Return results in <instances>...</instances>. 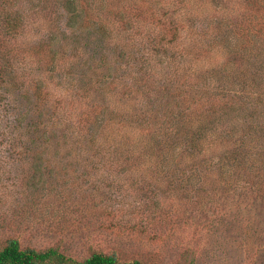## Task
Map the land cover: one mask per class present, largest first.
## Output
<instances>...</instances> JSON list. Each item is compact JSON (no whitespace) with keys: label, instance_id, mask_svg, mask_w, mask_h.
<instances>
[{"label":"rangeland","instance_id":"1","mask_svg":"<svg viewBox=\"0 0 264 264\" xmlns=\"http://www.w3.org/2000/svg\"><path fill=\"white\" fill-rule=\"evenodd\" d=\"M99 1L115 0H89L101 21ZM177 1L137 0L138 20L86 26L78 40L63 0L36 15L29 1L5 5L20 24L0 48L26 87L0 85L14 98H0V243L17 237L76 259L264 264V0ZM232 47L228 58L239 57L217 71ZM135 66L148 75L143 95ZM149 96L154 128L135 130ZM17 115L26 131L11 137ZM31 133L48 139L41 157L22 147Z\"/></svg>","mask_w":264,"mask_h":264},{"label":"trees","instance_id":"2","mask_svg":"<svg viewBox=\"0 0 264 264\" xmlns=\"http://www.w3.org/2000/svg\"><path fill=\"white\" fill-rule=\"evenodd\" d=\"M24 1L30 2V4H31L30 11L33 15H36V14H38V12L41 9H43L44 7L47 6L46 3L49 0H24ZM146 1H148V0H146ZM155 1H157V0H155ZM17 2H18V0H0V37H1V35H4V36L5 35H13L18 30V27L20 24L19 12L5 6V5H11L12 6L14 4H17ZM109 2L110 1L103 4L101 1H99V5H100L99 12L100 11L101 12L98 15H104L103 17L105 19V20L99 21V20H95L94 17L93 18L89 17L91 15H94L91 12V10H89V6H87V4H89V0H63V4L65 6L64 8L66 9V12L68 14L66 17V24H68V26L72 27L73 32L76 33L73 36V39L78 40V39L82 38L81 37L82 33H84L85 31L88 30V28L84 29L86 26L92 27V29H94V30H98V29H103L102 28V26H103L102 22L108 21L110 19H113L112 22H115V20L121 21V18L122 19L124 18L125 21L126 20L127 21H136L140 18L138 15V12L136 10L140 7V6H137V0L128 1L126 3V5H124V3L121 4V0H115V5H110ZM177 2L181 3L183 1L178 0ZM98 15H96V16H98ZM171 22H172V20L170 22H168V30L173 29V33H175L176 32V28H175L176 26H174L173 22L172 23ZM158 38H157V40H158ZM0 42H1V40H0ZM160 42H161V40L159 38L158 44H160ZM196 50L198 52V49H196ZM229 50H235L236 51V49H234V47H232L230 49L228 48V50L225 51L224 59L221 60L219 65L217 64L215 66V67H218L217 71H219L221 69V67L223 66L221 64L222 62H223V64L227 65L228 62H234L235 58L239 57L236 53L235 55H232V59H229L228 58L229 54H227L229 52ZM181 51H184L183 52L184 55L186 53L190 54V52H191L185 48H181L179 51L180 55H181ZM212 57L213 56L210 57L211 60H213ZM174 59L176 60V53H175ZM137 60H138V62H140L142 60V57L137 55ZM11 61H12V59L10 57V53L8 52V49H1L0 48V85L2 84V87L6 88V91L13 90L16 94H23V93H21V91L23 92L25 82L23 79L18 78V74L16 73V71H14V67H12ZM220 65H222V66H220ZM135 70H136V76L139 79V82H137V84H136L137 87H135V88L137 89V94L143 95V93L147 92V89H145L147 87V85L143 84L144 83L143 80H147L148 75L147 74L141 75V73H139V71H138V70H142V68H140V67L135 66ZM255 70L257 71V68ZM141 78H143L142 83H141ZM193 79L195 80V76ZM33 80L34 79L32 78V80L30 81L31 84L34 83ZM153 87H155V86H153ZM130 90H131V88L129 90L125 89V91H123V93L126 95L127 93H129ZM6 91H5V95H1L0 98H1V100H5V103H9V101L10 102L13 101L14 98L13 97L11 98L8 95H6L7 94ZM116 91H119V90H116ZM157 91L162 93V95L160 97L162 99L164 97L162 87H160V89L158 88ZM117 95H119V94H117ZM176 95H182V92L178 90L174 93V96H176ZM17 96H19V95H17ZM17 96H15V97H17ZM168 96L171 98L165 104L169 105V103H170L173 106L179 102V100L175 101L176 99L173 98L172 94L168 95ZM119 97H121V95H119ZM153 97H152V99H150V96H149L150 100L148 101L149 105H147V107L142 108L141 111H139V112L132 113V115L134 117L133 118L134 121H136V119L143 121L141 124L142 126L140 128H138V127L136 129L134 128L135 130L145 128V129H148L149 131H151V128L153 127V122L150 123L149 119L153 120L154 117L156 118V114H154V110L157 109L156 106L159 103V102H157L158 99H155ZM183 99H184V97H183ZM11 104H7V106H9V108H10ZM94 107H95V104L91 108L94 109ZM165 111H167L166 107H165V110L162 111V112H164V114L161 116L164 120L168 121V119L173 118V116H172L173 112L166 115ZM4 112H7V110L4 109ZM112 112H113V110H110V112H109L110 116H112ZM161 113H158V114L160 115ZM17 116H19V118L18 117L15 118V120H16L15 123H12L13 121L8 119V122L10 121L9 124L11 127L10 132L13 134L11 137L16 136L15 131H17V135H21V134H23L24 131H26L24 123L22 122L23 116L22 115H17ZM82 116H83V113H82V115H80V117L78 116L77 121H78V127L79 128H83V125H84V123L82 121V118H83ZM158 120H160V119H158ZM155 123H156V127H157V123H159V121H157ZM25 138H26V140L22 141V147L24 146V151L26 153H28L30 155V157H33V158H36V157L38 158V157L43 156L46 147H44L42 145L48 139L46 137L42 136V139L44 141L40 140L39 142H37L38 141L37 140L35 142L37 137L32 133L30 136H27ZM145 138L147 140L150 139V138H147L146 136H145ZM145 138H144V140H145ZM5 141H6V143L9 142L8 144H10L12 142V139L11 138L9 139V136H8V139H6ZM196 141H200V139L189 140L188 146L193 148V149H196ZM0 144L4 145V143L1 141H0ZM60 148H61V150H60V152H61L62 149L64 148V146H62ZM49 149L51 150L53 155H55L54 152L52 151V148L49 147ZM57 149L54 148V150H57ZM12 154H13V152L9 151V153H7V155H5V157H13ZM18 178H19V176H18ZM0 264H142V263L137 259H133L132 261L120 262L114 254L103 253L100 251H94V252H91L86 257L76 259V258H73L72 256L66 255V253L59 250L55 246L54 247L49 246V247L42 248V249H38V248H35L33 246H31V247L26 246L25 247L22 245V243L20 242V240L17 237H9L5 241L0 243Z\"/></svg>","mask_w":264,"mask_h":264}]
</instances>
